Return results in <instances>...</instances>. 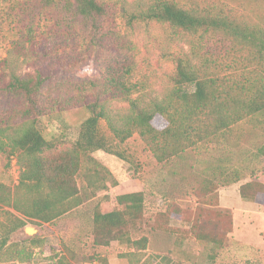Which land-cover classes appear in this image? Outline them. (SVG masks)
I'll list each match as a JSON object with an SVG mask.
<instances>
[{
	"label": "trees",
	"instance_id": "1",
	"mask_svg": "<svg viewBox=\"0 0 264 264\" xmlns=\"http://www.w3.org/2000/svg\"><path fill=\"white\" fill-rule=\"evenodd\" d=\"M12 4L28 41L34 39L39 20L46 15L52 31L70 34L78 26L84 39L97 41L106 14L102 0H12ZM139 18L167 23L188 34L190 50L182 48L170 54V85L160 96L145 98L121 75L108 77L102 92L77 99L87 116L66 148L57 150L38 125V117L64 109L58 100L40 98L44 76L40 72L10 73L4 87L20 103L0 116V154L7 159L6 165L15 158L20 170L13 188L0 182V261L23 260L30 255L23 246L8 244L11 234L25 224L16 212L48 223L117 184L108 168L92 156L96 150L115 154L112 140L124 142L136 133L161 163L224 136L241 121L264 134V23L250 24L242 21L234 8L199 0H153ZM117 102L126 106H111ZM255 157L264 158V140ZM243 178L234 172L221 181L231 184ZM216 189L217 184L204 179L193 188L198 202L194 207L169 200L154 215L153 225L221 246L232 232L234 220L232 211L220 206ZM238 194L259 204L264 212L263 181L240 183ZM115 201L118 207L108 211L95 205L91 243L107 247L117 241L132 249L123 256L134 260L148 241L145 235L134 239L130 234V225L143 216L145 194L122 193ZM171 219L181 220L186 227L169 225ZM53 255L54 264H75L64 254Z\"/></svg>",
	"mask_w": 264,
	"mask_h": 264
},
{
	"label": "rangeland",
	"instance_id": "2",
	"mask_svg": "<svg viewBox=\"0 0 264 264\" xmlns=\"http://www.w3.org/2000/svg\"><path fill=\"white\" fill-rule=\"evenodd\" d=\"M106 14L101 21L97 41L81 36L80 27L70 34L50 29L46 16L39 20L34 39L28 41L13 14L12 0H0V116L20 103L5 89L11 72L19 75L40 72L45 80L40 98L63 104V110L38 117L43 135L57 150L72 144L80 123L87 116L77 99L91 97L107 88L110 76L125 75L145 98L160 96L170 85L173 63L170 54L191 48L188 34L167 23L139 18V13L153 0H102ZM183 1V0H181ZM204 4L234 8L242 21L264 23V0H199ZM135 91L134 96L138 93ZM112 107H125L122 102ZM264 134L247 121L232 126L224 136L188 149L165 162H157L134 133L124 142L111 141L115 154L96 150L92 156L117 179V184L100 190L95 196L48 223H40L16 212L24 226L10 236L8 244L23 246L30 255L5 259L0 264H54L56 254H64L75 264H264V212L259 204L235 195V189L248 179L264 182V158L255 157ZM0 154V182L10 188L17 183L19 165L15 158L6 165ZM237 172L245 178L222 184V177ZM204 179L234 192L229 208L234 227L221 246L183 237L156 228L154 215L169 200L194 207L198 202L193 188ZM143 191V216L130 225L132 238L148 237L145 249L134 260L123 256L129 249L117 241L109 246H93L92 212L96 204L108 211L117 208L118 194ZM223 207V206H221ZM169 225L185 228L179 219ZM26 227L35 232L27 233ZM34 238V239H30ZM40 244L36 247L34 244Z\"/></svg>",
	"mask_w": 264,
	"mask_h": 264
},
{
	"label": "crops",
	"instance_id": "3",
	"mask_svg": "<svg viewBox=\"0 0 264 264\" xmlns=\"http://www.w3.org/2000/svg\"><path fill=\"white\" fill-rule=\"evenodd\" d=\"M234 191H235V195L237 197L239 195L238 194V187H237V192H236V189ZM235 195H234V192L232 191V188H230V187L223 188L222 192H221V194L219 196V204H220V206L229 207L230 199L233 198V196H235Z\"/></svg>",
	"mask_w": 264,
	"mask_h": 264
},
{
	"label": "water",
	"instance_id": "4",
	"mask_svg": "<svg viewBox=\"0 0 264 264\" xmlns=\"http://www.w3.org/2000/svg\"><path fill=\"white\" fill-rule=\"evenodd\" d=\"M25 231H26L27 233H31V232H35V229H34L33 227H26V228H25Z\"/></svg>",
	"mask_w": 264,
	"mask_h": 264
}]
</instances>
